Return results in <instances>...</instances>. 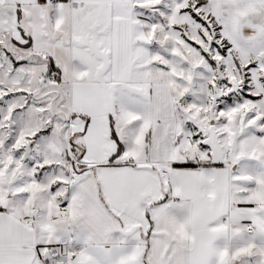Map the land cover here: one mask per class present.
<instances>
[{"label":"snow or ice","instance_id":"snow-or-ice-1","mask_svg":"<svg viewBox=\"0 0 264 264\" xmlns=\"http://www.w3.org/2000/svg\"><path fill=\"white\" fill-rule=\"evenodd\" d=\"M0 264H264V0H0Z\"/></svg>","mask_w":264,"mask_h":264}]
</instances>
